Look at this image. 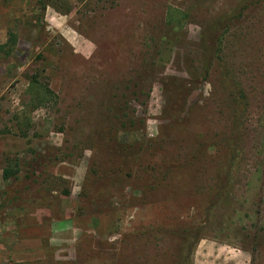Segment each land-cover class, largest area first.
<instances>
[{"label": "rangeland", "instance_id": "obj_1", "mask_svg": "<svg viewBox=\"0 0 264 264\" xmlns=\"http://www.w3.org/2000/svg\"><path fill=\"white\" fill-rule=\"evenodd\" d=\"M173 179L197 197L142 207L150 230L264 264V0H0V264H116L96 212Z\"/></svg>", "mask_w": 264, "mask_h": 264}, {"label": "crops", "instance_id": "obj_2", "mask_svg": "<svg viewBox=\"0 0 264 264\" xmlns=\"http://www.w3.org/2000/svg\"><path fill=\"white\" fill-rule=\"evenodd\" d=\"M183 182L188 181L183 179L163 181L144 192L130 193L127 198L126 212L117 210L96 212L93 228L95 238L116 245V264H159L157 261L159 251L168 253L167 249H174V255L172 253L167 255L174 260L173 264H252L251 251L226 241L209 238L203 232L199 236L196 231L194 233L191 231L195 228L193 226L187 228L161 227L164 236L167 238L166 235H169L166 240L161 239L159 231L149 229L151 225L162 226V221L155 213L151 215V220L144 221L145 212L141 209L142 207L159 206L163 208L168 202H176L182 197H197L193 196L197 182H191V185L185 189L180 187ZM190 208L193 212L192 204ZM170 213L176 218L180 217L176 211ZM166 241L171 244L166 246L163 244ZM141 246L148 247L147 249L155 253L150 255L146 252L141 253Z\"/></svg>", "mask_w": 264, "mask_h": 264}, {"label": "trees", "instance_id": "obj_3", "mask_svg": "<svg viewBox=\"0 0 264 264\" xmlns=\"http://www.w3.org/2000/svg\"><path fill=\"white\" fill-rule=\"evenodd\" d=\"M11 37H13V35ZM12 42H13V45L16 44V37L15 36H14V39L12 40ZM217 44H218V50H217L216 58L218 59L219 62H223L224 61V58L221 56V54H222V48H223L222 35L218 36ZM42 90H45L46 91V94H50L51 93V91H49L48 88L42 87V85H40V83H38V82L32 83L31 90H30V94L32 96L34 95V98H35L34 100H36L38 102H42V100L45 98L44 95H43L44 93L41 92ZM117 148L119 149L120 152L122 150L125 151V152H127V153L132 152V150H130L129 147H127V146H119V147L117 146ZM236 162H237L236 151L235 150H232V152H230V157H229V163L232 166L230 168V172L233 170V166L236 164ZM17 172H18V170L13 169V167H11L10 169H6L5 170L4 179L8 181V180L14 178L16 176ZM226 176L224 177V179H226L227 182L230 183V180H231L230 173H228ZM225 188L226 187H223V190H225ZM214 206L215 205L213 203V208H214ZM212 209H210V210H212ZM203 229H204L203 227H195L191 231L193 233H194V231H196L199 234V236H200L202 234V232H203ZM253 253H252V255H253ZM253 257H254V255H253ZM252 264H253V261H252Z\"/></svg>", "mask_w": 264, "mask_h": 264}]
</instances>
